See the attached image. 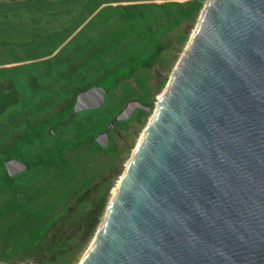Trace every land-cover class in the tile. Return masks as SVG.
I'll return each mask as SVG.
<instances>
[{
    "label": "rangeland",
    "instance_id": "rangeland-1",
    "mask_svg": "<svg viewBox=\"0 0 264 264\" xmlns=\"http://www.w3.org/2000/svg\"><path fill=\"white\" fill-rule=\"evenodd\" d=\"M204 2L0 0V262L78 264ZM130 99L150 108L107 128Z\"/></svg>",
    "mask_w": 264,
    "mask_h": 264
},
{
    "label": "water",
    "instance_id": "water-1",
    "mask_svg": "<svg viewBox=\"0 0 264 264\" xmlns=\"http://www.w3.org/2000/svg\"><path fill=\"white\" fill-rule=\"evenodd\" d=\"M135 108L150 105L128 100L107 128ZM78 264H264V0H205Z\"/></svg>",
    "mask_w": 264,
    "mask_h": 264
},
{
    "label": "bare ground",
    "instance_id": "bare-ground-1",
    "mask_svg": "<svg viewBox=\"0 0 264 264\" xmlns=\"http://www.w3.org/2000/svg\"><path fill=\"white\" fill-rule=\"evenodd\" d=\"M195 28V27H194ZM194 30V29H193ZM180 57V56H179ZM179 59V58H178ZM177 59V60H178ZM175 67V66H174ZM174 69V68H173ZM161 96V95H160ZM160 96H159V98H160ZM159 100V99H158ZM150 118V117H149ZM148 121V120H147ZM147 123V122H146ZM145 128V127H144ZM144 130V129H143ZM143 130H142V132H143ZM142 132H141V134H140V136L142 135ZM140 138V137H139ZM139 138H138V140H139ZM138 142V141H137ZM137 144V143H136ZM136 146V145H135ZM135 148V147H134ZM133 148V149H134ZM133 151V150H132ZM130 158V157H129ZM129 158H128V160H129ZM128 160L126 161V165H127V162H128ZM125 165V166H126ZM119 181V180H118ZM118 183V182H117ZM117 183H116V185H117ZM116 185H115V187L112 189V194L114 193V191H115V189H116ZM112 196V195H111ZM100 224V223H99ZM99 226V225H98ZM98 229V228H97ZM97 231V230H96ZM96 233V232H95ZM95 235V234H94Z\"/></svg>",
    "mask_w": 264,
    "mask_h": 264
},
{
    "label": "flooded vegetation",
    "instance_id": "flooded-vegetation-1",
    "mask_svg": "<svg viewBox=\"0 0 264 264\" xmlns=\"http://www.w3.org/2000/svg\"><path fill=\"white\" fill-rule=\"evenodd\" d=\"M73 106V105H72ZM73 110V109H72ZM101 132H103V131H101ZM95 137V136H94Z\"/></svg>",
    "mask_w": 264,
    "mask_h": 264
}]
</instances>
